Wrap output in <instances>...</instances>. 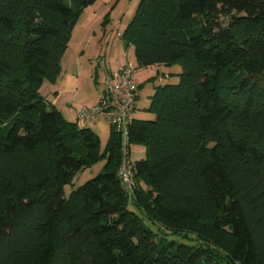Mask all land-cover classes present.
<instances>
[{"label": "trees", "instance_id": "1", "mask_svg": "<svg viewBox=\"0 0 264 264\" xmlns=\"http://www.w3.org/2000/svg\"><path fill=\"white\" fill-rule=\"evenodd\" d=\"M94 2L0 0V264H264V0H139L122 43L139 67L179 66V80L157 68L153 118L134 105L127 147L145 157L132 192L110 126L104 170L66 197L100 138L39 86Z\"/></svg>", "mask_w": 264, "mask_h": 264}, {"label": "rangeland", "instance_id": "2", "mask_svg": "<svg viewBox=\"0 0 264 264\" xmlns=\"http://www.w3.org/2000/svg\"><path fill=\"white\" fill-rule=\"evenodd\" d=\"M138 2L139 0H95L93 4L85 7L77 18L67 49L60 61L59 74L53 80L45 78L39 86V93L50 106L59 107L68 121L73 122L75 113L80 107L99 99L104 73L109 69L108 72L122 65L135 69V76L140 81L141 89L133 113L136 119L153 118V114L146 109L151 102L154 88L160 84L156 78L158 74L167 73L170 76L168 80L173 83L179 80L177 75L180 71L179 66L139 67L133 46L123 45L121 34L132 19ZM220 20L225 22L226 18L221 16ZM112 66L118 67L113 69ZM157 68L161 69L158 74L155 72ZM238 72H242L240 65H236L229 73ZM94 121L96 126L92 129L100 138L98 147L100 158L81 169L71 182L65 185L66 197L71 190L104 170L106 157L102 155L106 154L105 147L110 135V125L101 118H95ZM127 149L132 163L145 157L143 144L129 143ZM129 208H133L132 204H129ZM200 231H204L203 235L220 251L228 250L230 239L227 234L208 231L205 226L200 227Z\"/></svg>", "mask_w": 264, "mask_h": 264}, {"label": "built area", "instance_id": "3", "mask_svg": "<svg viewBox=\"0 0 264 264\" xmlns=\"http://www.w3.org/2000/svg\"><path fill=\"white\" fill-rule=\"evenodd\" d=\"M135 74V69L128 65L108 72L103 78L99 99L80 107L75 117L78 124L91 126L96 125L95 118H101L121 133L122 159L118 177L127 192H132L134 187L133 163L129 160L127 149V130L134 105L140 96L139 82Z\"/></svg>", "mask_w": 264, "mask_h": 264}, {"label": "crops", "instance_id": "4", "mask_svg": "<svg viewBox=\"0 0 264 264\" xmlns=\"http://www.w3.org/2000/svg\"><path fill=\"white\" fill-rule=\"evenodd\" d=\"M116 67H118V66H112L113 69L116 68ZM149 68H152V67H149ZM109 70H110V69H109ZM109 70H107V71L104 73V76H105V74H106ZM137 80H138V79H137ZM138 81H139V80H138ZM139 83H140V81H139ZM58 108H59V107H58ZM59 110L61 111L62 114H64L60 108H59ZM75 117H76V113H75V116H74V120H75ZM74 120H73V121H74Z\"/></svg>", "mask_w": 264, "mask_h": 264}]
</instances>
